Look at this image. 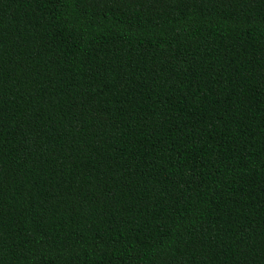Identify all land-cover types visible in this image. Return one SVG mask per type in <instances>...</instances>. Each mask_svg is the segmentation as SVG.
<instances>
[{
    "label": "trees",
    "instance_id": "1",
    "mask_svg": "<svg viewBox=\"0 0 264 264\" xmlns=\"http://www.w3.org/2000/svg\"><path fill=\"white\" fill-rule=\"evenodd\" d=\"M0 264H264V0H0Z\"/></svg>",
    "mask_w": 264,
    "mask_h": 264
}]
</instances>
